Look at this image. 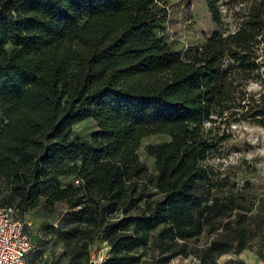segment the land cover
I'll return each mask as SVG.
<instances>
[{
  "label": "trees",
  "instance_id": "1",
  "mask_svg": "<svg viewBox=\"0 0 264 264\" xmlns=\"http://www.w3.org/2000/svg\"><path fill=\"white\" fill-rule=\"evenodd\" d=\"M206 3L223 26V0ZM240 4L237 29L184 58L156 33L163 0H0V208L25 220L66 205L48 227L65 247L55 264H90L100 236L102 264H138L147 249L151 264H219L264 247L254 183L209 163L234 123L264 127V0ZM85 120L90 140L73 133ZM153 135L171 140L148 146L151 175L138 151Z\"/></svg>",
  "mask_w": 264,
  "mask_h": 264
},
{
  "label": "rangeland",
  "instance_id": "2",
  "mask_svg": "<svg viewBox=\"0 0 264 264\" xmlns=\"http://www.w3.org/2000/svg\"><path fill=\"white\" fill-rule=\"evenodd\" d=\"M167 8L168 17L156 29L167 44L179 52L184 58L191 56L201 49L208 38L223 29L233 31L238 28L243 18L240 0H223L222 12L223 26H218L212 20L206 0H163ZM258 89L256 85L250 87ZM0 115V123L2 122ZM209 126V125H207ZM97 131V125L92 120H85L73 128L74 135L83 140H90ZM231 138L221 144L210 155L209 163L222 172L232 176L240 184L250 180L255 185L258 199L264 200V127L253 122L234 123L229 128ZM167 135H153L142 140L138 154L149 174H156L155 161L147 153L148 146L170 141ZM74 177H65L61 183L64 186L73 184ZM67 210L64 203H59L52 212L45 214L37 210L28 211L25 220L31 223L30 235L32 249L28 255V262L41 259L45 264H55L64 256L65 247L53 235L48 227L58 226L61 214ZM208 238L203 236L196 242L198 247H203ZM91 250L97 256L108 254L101 236L93 243ZM144 256L138 264H151V259L157 255L152 249L142 251ZM264 247L259 238L239 254L230 253L219 258V264H264ZM167 264H200L195 255L188 257L179 256Z\"/></svg>",
  "mask_w": 264,
  "mask_h": 264
},
{
  "label": "built area",
  "instance_id": "3",
  "mask_svg": "<svg viewBox=\"0 0 264 264\" xmlns=\"http://www.w3.org/2000/svg\"><path fill=\"white\" fill-rule=\"evenodd\" d=\"M75 184H79V180ZM26 226L30 227L31 223L22 220L16 209L0 208V264H45L39 260L28 262L32 242ZM104 245L110 249L106 242ZM107 256L91 252L90 264H102Z\"/></svg>",
  "mask_w": 264,
  "mask_h": 264
}]
</instances>
